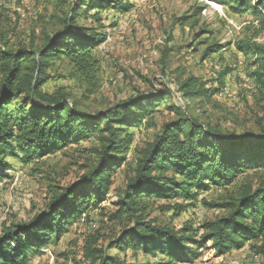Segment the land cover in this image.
Returning a JSON list of instances; mask_svg holds the SVG:
<instances>
[{
	"label": "trees",
	"instance_id": "trees-1",
	"mask_svg": "<svg viewBox=\"0 0 264 264\" xmlns=\"http://www.w3.org/2000/svg\"><path fill=\"white\" fill-rule=\"evenodd\" d=\"M137 0H74L60 28L45 36L41 45L8 49L0 44V181L7 177L6 159L19 157L22 163L40 161L90 140L94 163L79 179L55 193L46 208L25 223L13 224L0 236V264H28L29 257L41 253L65 235L76 221H88L90 212L106 201L112 174L131 167L128 152L134 150L135 163L105 217L119 225V232L105 248H95L97 234L88 236L83 247L87 264H186L193 263L199 250L211 244L215 257L225 256L248 245L256 257L264 258V107L256 129L236 136L203 124L187 114L194 99L210 100L225 85L232 71H220L204 84L192 77L178 88L175 98L168 89L138 93L107 108L89 112L68 92L53 94L42 87L51 79L49 70L56 61H65L85 93L95 94L101 85L99 47L106 41L100 13L118 17L133 9ZM234 15L248 12L264 15V0H205ZM181 16L175 23L185 25L203 11ZM91 19L92 26L79 24ZM260 27L264 29V16ZM200 31L196 37L206 34ZM231 44H206L202 59L226 50ZM236 51L253 59L255 83L264 94V43L247 39L234 44ZM180 101L183 105H179ZM173 114L163 122L150 141L136 145L135 135L150 128L160 107ZM224 190L220 202L199 200L210 190ZM179 216L198 203L224 215L203 223L198 229L175 230L158 225L150 217L160 201H176ZM102 209V208H101ZM141 253L155 262H130L125 255Z\"/></svg>",
	"mask_w": 264,
	"mask_h": 264
},
{
	"label": "rangeland",
	"instance_id": "rangeland-1",
	"mask_svg": "<svg viewBox=\"0 0 264 264\" xmlns=\"http://www.w3.org/2000/svg\"><path fill=\"white\" fill-rule=\"evenodd\" d=\"M73 1L0 0V44L11 50L28 47L30 43L41 45L45 36L60 28L58 19L67 14ZM133 6L129 13L117 18L114 28H109L116 18L114 13H100L107 39L99 47L102 80L95 94L85 93L65 61L52 64L49 70L51 79L42 91L53 94L63 89L79 102L81 109L95 112L138 93L168 89L175 98L181 97L178 88L189 77L204 84L228 68L232 72L224 81L228 88L226 94L223 97L215 95L210 100H192L186 109L187 114L203 124L236 136L254 131L264 107V94L255 83L253 59L239 54L234 44L247 39L263 44L264 29L260 22L264 15L253 12L234 15L205 0H137ZM199 8L204 9L185 25L175 23L181 16H192ZM91 21L81 19L79 24L89 27L93 25ZM202 30L207 33L196 37ZM212 42L231 46L203 60L204 48ZM181 102L179 105L182 106ZM158 110L160 113L155 115L151 127L141 128L136 133V145L150 141L161 124L173 118V114L163 106ZM95 147L96 142L90 140L31 163H22L21 155L7 158L9 171L7 177L0 181V236L11 225L28 222L41 213L55 193L76 182L94 163L92 149ZM128 161L131 167L135 163L133 149L128 152ZM131 167L115 170L106 201L99 209L90 212L88 221H76L59 241L29 257L28 264H87L83 247L90 235L97 234L93 247L105 248L120 228L110 223L105 215L114 211L112 204ZM252 177L264 178V171ZM224 196V190L211 189L200 195L199 200L220 202ZM181 202L178 199L154 204L150 218L158 225H167L175 230L185 227L194 230L224 215V211L209 209L199 203L179 216H175L174 210L158 209ZM199 252L193 263L186 264H264V258L254 256L248 245L222 257H215L211 244ZM110 254L120 258L125 255L130 262L157 261L141 253L134 255L131 251L123 255L111 250Z\"/></svg>",
	"mask_w": 264,
	"mask_h": 264
},
{
	"label": "bare ground",
	"instance_id": "bare-ground-1",
	"mask_svg": "<svg viewBox=\"0 0 264 264\" xmlns=\"http://www.w3.org/2000/svg\"><path fill=\"white\" fill-rule=\"evenodd\" d=\"M215 77V76H214ZM216 78V77H215ZM227 89L228 88H226V87H224L223 89H221L219 92H218V97H223L225 94H226V92H227Z\"/></svg>",
	"mask_w": 264,
	"mask_h": 264
}]
</instances>
